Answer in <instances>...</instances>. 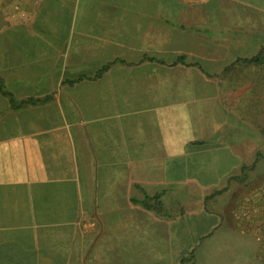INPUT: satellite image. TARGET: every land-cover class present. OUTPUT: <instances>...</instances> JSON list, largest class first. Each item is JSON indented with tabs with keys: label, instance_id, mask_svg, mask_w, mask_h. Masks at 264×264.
I'll return each mask as SVG.
<instances>
[{
	"label": "crops",
	"instance_id": "1",
	"mask_svg": "<svg viewBox=\"0 0 264 264\" xmlns=\"http://www.w3.org/2000/svg\"><path fill=\"white\" fill-rule=\"evenodd\" d=\"M263 49L264 0H0V264H264Z\"/></svg>",
	"mask_w": 264,
	"mask_h": 264
},
{
	"label": "rangeland",
	"instance_id": "2",
	"mask_svg": "<svg viewBox=\"0 0 264 264\" xmlns=\"http://www.w3.org/2000/svg\"><path fill=\"white\" fill-rule=\"evenodd\" d=\"M248 69H249V67H248ZM250 105H251V103H248V107H247V111H248L247 113L248 114H250L252 112L255 113L257 110L258 111L261 110L264 112V103L259 104L258 108L257 107L254 108L253 106H250ZM262 105H263V107H262ZM260 107H261V109H260ZM233 112H235V111L233 110ZM257 147H258L260 152L264 153V137L258 141ZM255 157H258V156H255ZM262 158H264V156H262ZM239 176L241 178L244 177L248 180H255V181L258 180V181L263 182L264 181V159L261 160L259 162V164H257L256 170L243 171L242 173L239 174ZM219 181H221V179ZM152 205L154 206V204H152Z\"/></svg>",
	"mask_w": 264,
	"mask_h": 264
},
{
	"label": "trees",
	"instance_id": "3",
	"mask_svg": "<svg viewBox=\"0 0 264 264\" xmlns=\"http://www.w3.org/2000/svg\"><path fill=\"white\" fill-rule=\"evenodd\" d=\"M264 50V49H263ZM259 57H254L253 59H251V60H248V62H257L259 59H258ZM177 63H182L183 62V57H179L178 59H177V61H176ZM108 68V65L107 66H105V67H103V69H102V71H104V70H106ZM46 99H44V100H31V99H29V100H27V101H23V102H20V103H18V104H16V103H14V101H12L11 100V107L12 108H18V107H21V106H23V105H26V104H30V103H39V102H43V101H45ZM158 197L156 196V197H154L153 199H157ZM144 207L146 208V209H149L150 208V206L147 204V203H144Z\"/></svg>",
	"mask_w": 264,
	"mask_h": 264
}]
</instances>
